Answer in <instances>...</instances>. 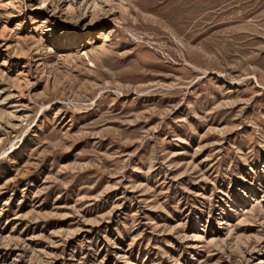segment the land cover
<instances>
[{
	"label": "rangeland",
	"instance_id": "rangeland-1",
	"mask_svg": "<svg viewBox=\"0 0 264 264\" xmlns=\"http://www.w3.org/2000/svg\"><path fill=\"white\" fill-rule=\"evenodd\" d=\"M0 264H264V0H0Z\"/></svg>",
	"mask_w": 264,
	"mask_h": 264
}]
</instances>
